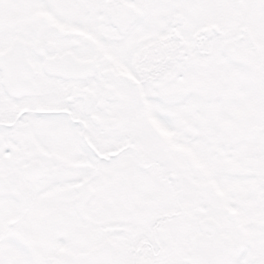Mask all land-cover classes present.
<instances>
[{"label": "snow or ice", "instance_id": "6c2138e0", "mask_svg": "<svg viewBox=\"0 0 264 264\" xmlns=\"http://www.w3.org/2000/svg\"><path fill=\"white\" fill-rule=\"evenodd\" d=\"M0 264H264V0H0Z\"/></svg>", "mask_w": 264, "mask_h": 264}]
</instances>
